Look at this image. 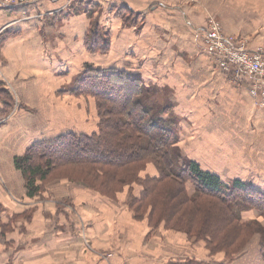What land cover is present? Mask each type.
I'll return each instance as SVG.
<instances>
[{
	"label": "crops",
	"instance_id": "0c3cea01",
	"mask_svg": "<svg viewBox=\"0 0 264 264\" xmlns=\"http://www.w3.org/2000/svg\"><path fill=\"white\" fill-rule=\"evenodd\" d=\"M73 2L98 5L101 13L99 17L71 16L66 9ZM120 10L137 15L135 22L134 17L124 21L118 13ZM93 19L99 20L95 26L107 34L106 40L110 42L106 55L86 48V37L94 28ZM206 24L205 13L178 0H54L0 8V61L21 100L17 116L5 122L12 105L0 88V205L3 210L0 225L11 228L4 246H0V264H97L91 259L76 261L77 253L84 259L83 240L77 234L80 222L68 214L62 201L54 208L41 207L37 217L31 220L30 211L35 206L29 205L38 198L28 197L22 173L14 166L15 157L23 155L32 143L45 136H57L65 131L84 134L95 131L96 127L69 112L75 95L68 86L84 72L86 64L134 74L145 85L169 84L173 90L175 86L178 91L174 94L182 104L181 111L189 113L187 125L194 133L204 134V147L232 149L220 155L223 163H228L231 174L222 176L218 171L202 167L217 173L223 181L240 179L251 185V179L240 176L246 164L243 156L238 159L231 155L237 147L235 133L238 131V121L227 119L234 112L230 110L232 103L227 104L226 111L212 106L226 90H232L233 100H245L248 116L260 110L253 104L247 81L235 82L230 74L218 68L214 72L215 64L200 58L201 52L204 53L202 34ZM247 46L253 51L264 47L252 40ZM217 71L220 75H215ZM7 93L13 99L12 93ZM64 102H67L65 108L56 106ZM192 111L197 112L193 115ZM258 114L264 118V112ZM186 137H181V147L187 145ZM189 154L190 159L199 161L193 152ZM153 169L156 170L151 167L150 171ZM68 189L70 195L81 192L79 195L87 204L103 205V196L82 188ZM43 198L39 203L44 202ZM70 199L78 204L76 198L70 196ZM214 260L206 261L214 263ZM116 264L125 263L117 261Z\"/></svg>",
	"mask_w": 264,
	"mask_h": 264
},
{
	"label": "trees",
	"instance_id": "16d2710c",
	"mask_svg": "<svg viewBox=\"0 0 264 264\" xmlns=\"http://www.w3.org/2000/svg\"><path fill=\"white\" fill-rule=\"evenodd\" d=\"M118 13L126 22L134 15L124 10ZM106 39L107 35L100 40L92 30L85 42L87 50L108 53ZM83 73L88 76L77 78L69 91L98 99L96 129L90 134L65 131L45 136L15 157L14 166L22 173L28 197L38 198L43 186L54 181L101 190L99 195L104 196L141 183L142 193L133 199L138 215L151 210V219L159 221L156 225L165 222L168 229L205 238L212 254L225 252L230 260L258 234L264 260L263 224L256 219L243 221L244 214L252 211L264 215V192L240 179L226 183L198 161L185 158L179 148L178 126L166 117L169 109L153 111L147 106L144 97L149 91H144L139 76L89 64ZM4 98L11 103L9 94ZM149 164L156 167L158 176L141 178ZM2 213L0 205V221Z\"/></svg>",
	"mask_w": 264,
	"mask_h": 264
},
{
	"label": "rangeland",
	"instance_id": "374dc122",
	"mask_svg": "<svg viewBox=\"0 0 264 264\" xmlns=\"http://www.w3.org/2000/svg\"><path fill=\"white\" fill-rule=\"evenodd\" d=\"M187 6L196 7L201 12L205 13L208 23H216L224 34L234 36L241 40L242 43L248 41L254 42L256 45H264V0H178ZM71 16L78 14H87L90 16L100 15V8L98 5L91 3H71L66 9ZM85 11H88L89 14ZM128 15V13H125ZM134 17V16H133ZM129 18V17H128ZM130 20L131 17L129 18ZM96 20V21H95ZM93 19V33L97 32L100 40H104L106 33H103L101 28H97L95 23L99 20ZM135 22V17L133 23ZM207 27V24H206ZM88 37V36H87ZM86 37V39H87ZM86 42V41H85ZM203 42V40H202ZM260 48V47H259ZM203 52L201 57L204 61L214 63V72L216 68L225 73L217 63L209 56L203 44ZM206 54V55H205ZM106 55V54H103ZM94 67V66H93ZM98 68V67H95ZM215 75H220L217 71ZM228 75V74H227ZM88 74L83 73L77 78H86ZM32 78V77H31ZM74 80L69 89L78 83L79 80ZM0 81H3L1 88L2 91L11 92V113L7 119H12L17 116L21 100L18 98L17 91L13 85L10 84V79L7 76L3 63L0 61ZM169 85V84H168ZM167 84L161 85L160 83L144 85V91L148 92V97H144V101L149 108L153 111H161L165 108L169 109V115L178 126V133L180 137H186L184 142L186 146L179 143V148L185 158L191 157L193 152L199 159L196 160L205 169L218 171L220 175L225 176L230 173L228 163H223V158L220 155H226L231 152V148H215L208 150L204 147L203 143L206 141L204 134L194 133L189 128L188 111H181L182 104L178 101L177 96L174 94L175 89L170 88ZM146 86V87H145ZM233 91L226 90L220 99L216 101L214 108L220 107V111H226L227 104L230 105V110L234 111L228 115L227 119L232 122L238 121L237 132L235 138L237 147L231 153L238 159L243 156L244 169L241 170L244 178L251 179L249 183L264 192V118L262 119L258 113L260 111L252 112L253 115L248 116L246 109V102L242 98L232 99ZM8 94H3V97ZM63 95V93H62ZM67 102L56 105L59 109L65 108ZM229 107V106H228ZM256 108V107H255ZM258 109V108H257ZM69 112L76 118L83 120L84 123L91 124L96 127V122L99 121L98 117V99L96 97L83 95H75L72 98ZM65 112V111H61ZM193 115L197 111H192ZM246 116V121H245ZM164 117V116H163ZM251 119V122H250ZM196 128V126L194 125ZM63 131V129H62ZM205 132V131H203ZM202 132V133H203ZM211 138V137H210ZM232 139V133H230ZM183 141V140H182ZM181 142V141H180ZM188 148V149H187ZM220 153V154H217ZM154 165H147V167L140 173L141 178L155 177V169L151 170ZM156 168V167H155ZM155 170V171H154ZM158 172V171H157ZM231 174V173H230ZM230 175L228 177H232ZM232 180L224 179V182L230 183ZM141 183H133L126 186L123 190L110 195H102L104 199L103 205L96 207L87 204L84 198L78 195H70L68 188H82V191H91L99 196V192L82 186L80 184H73L69 181H54L53 183L43 186L41 196H38L37 202L30 204L29 207H34L31 213V220L37 217V211L41 207L51 206L54 208L58 201H62L63 208L69 211V215L76 218L80 222V227L77 234L83 240L80 254H75L76 261H86L91 259L97 264H116L123 262L129 264H201L202 262L215 259L214 263L207 262L208 264H264L263 257L259 246L260 237L258 234L252 237V240L243 252L234 257V260L228 259L225 252H216L212 254L208 241L205 238H199L197 235L190 236L187 231H179L176 229H168L165 222L156 225L159 221L151 219V210L146 213L137 214V206H134L133 199L142 193ZM104 193V192H103ZM45 196V197H44ZM70 196L76 198L78 204L72 202ZM44 197V198H43ZM84 197V196H83ZM43 198L44 202L39 203V199ZM83 199L82 202L81 199ZM103 201V198H101ZM106 203V204H105ZM41 205L38 207V205ZM83 204V205H82ZM82 205V206H81ZM28 207V206H27ZM37 207V208H36ZM51 208V209H52ZM62 216H65L64 214ZM92 219L93 221H89ZM256 219L264 226V215L258 211H252L244 214L243 221ZM95 223L93 226L92 223ZM93 226V227H92ZM92 227V228H91ZM10 227L0 225V246H4V241ZM4 233L5 235H2ZM106 234V235H105ZM105 235V236H104ZM207 260V261H206Z\"/></svg>",
	"mask_w": 264,
	"mask_h": 264
},
{
	"label": "built area",
	"instance_id": "2783aa9c",
	"mask_svg": "<svg viewBox=\"0 0 264 264\" xmlns=\"http://www.w3.org/2000/svg\"><path fill=\"white\" fill-rule=\"evenodd\" d=\"M54 0H0V8L25 7ZM206 52L235 82H248L256 108L264 109V47L248 49L247 43L226 35L214 22H207L202 34Z\"/></svg>",
	"mask_w": 264,
	"mask_h": 264
}]
</instances>
